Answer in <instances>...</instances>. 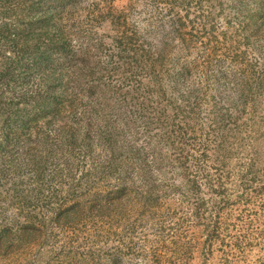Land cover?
<instances>
[{
    "label": "rangeland",
    "instance_id": "obj_1",
    "mask_svg": "<svg viewBox=\"0 0 264 264\" xmlns=\"http://www.w3.org/2000/svg\"><path fill=\"white\" fill-rule=\"evenodd\" d=\"M0 264H264V0H0Z\"/></svg>",
    "mask_w": 264,
    "mask_h": 264
}]
</instances>
